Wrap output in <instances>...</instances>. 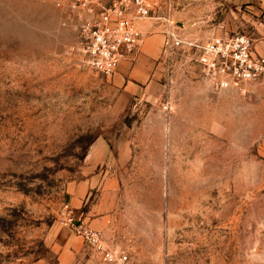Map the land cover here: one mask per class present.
Listing matches in <instances>:
<instances>
[{
  "label": "rangeland",
  "instance_id": "obj_1",
  "mask_svg": "<svg viewBox=\"0 0 264 264\" xmlns=\"http://www.w3.org/2000/svg\"><path fill=\"white\" fill-rule=\"evenodd\" d=\"M69 1L0 0V264H57L77 246L73 264H104L66 194L98 137L118 184L98 232L131 264H264V77L212 89L192 50L163 57L165 25L152 21L103 77L70 51ZM173 6L183 38L244 34L264 56V0Z\"/></svg>",
  "mask_w": 264,
  "mask_h": 264
},
{
  "label": "built area",
  "instance_id": "obj_2",
  "mask_svg": "<svg viewBox=\"0 0 264 264\" xmlns=\"http://www.w3.org/2000/svg\"><path fill=\"white\" fill-rule=\"evenodd\" d=\"M174 4L175 0H70L66 9L77 35L70 51L80 55L88 69L111 77L120 62L129 60L140 47L141 26L160 22L165 25L163 57L176 49L192 50L200 77L212 89H235L264 77V56L254 53L250 37L234 33L203 42L187 40L172 20ZM163 109L171 108L164 105ZM76 230L104 264H131L127 254L106 242L98 231L84 225Z\"/></svg>",
  "mask_w": 264,
  "mask_h": 264
},
{
  "label": "crops",
  "instance_id": "obj_3",
  "mask_svg": "<svg viewBox=\"0 0 264 264\" xmlns=\"http://www.w3.org/2000/svg\"><path fill=\"white\" fill-rule=\"evenodd\" d=\"M144 32L148 35L151 30L146 23ZM113 164L110 156V147L103 137L95 138L84 156L85 177L68 188V207L71 211L79 213L80 219L92 230L99 231L108 236L112 214H114L117 200V177L111 170ZM92 190L98 191L86 207ZM79 250L77 246L73 250L68 248L61 253L57 264H73L74 251Z\"/></svg>",
  "mask_w": 264,
  "mask_h": 264
},
{
  "label": "bare ground",
  "instance_id": "obj_4",
  "mask_svg": "<svg viewBox=\"0 0 264 264\" xmlns=\"http://www.w3.org/2000/svg\"><path fill=\"white\" fill-rule=\"evenodd\" d=\"M143 37H144V34H143Z\"/></svg>",
  "mask_w": 264,
  "mask_h": 264
}]
</instances>
